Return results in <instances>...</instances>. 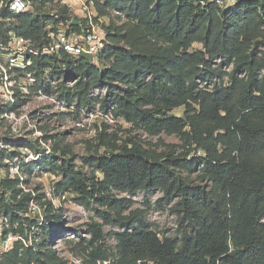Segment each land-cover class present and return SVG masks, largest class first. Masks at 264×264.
I'll use <instances>...</instances> for the list:
<instances>
[{"label": "trees", "instance_id": "16d2710c", "mask_svg": "<svg viewBox=\"0 0 264 264\" xmlns=\"http://www.w3.org/2000/svg\"><path fill=\"white\" fill-rule=\"evenodd\" d=\"M233 1L105 0L98 4L99 17L110 18L99 58L103 69L86 55L64 51L35 57L28 69L39 80L50 69L59 79L58 99L69 107L77 100L82 110L97 101L149 136L166 133L182 141L159 151L141 140L106 142L103 132L99 138L109 152L86 162L102 180L87 179L69 163L56 166L47 155L24 165L26 175L60 170L59 191L83 195V206L91 199L105 209L104 224L90 226L93 264L110 263L112 256L114 264H264V0ZM4 14L12 21L0 24V39L14 29L40 49L47 44L46 23L54 20L49 14ZM101 86L107 87L105 99L90 98ZM182 107L183 117L171 115ZM19 185V178L1 181L0 213L14 233L17 224L24 234L21 221L34 196ZM113 191L162 192L160 203L172 204L178 216V235L161 238L138 222L142 212L122 217L127 201ZM45 214L58 223L43 227L48 234L39 249L15 241L2 264H62L52 238L63 223L51 202ZM119 222L125 228L115 234L114 254L103 244V226Z\"/></svg>", "mask_w": 264, "mask_h": 264}, {"label": "rangeland", "instance_id": "374dc122", "mask_svg": "<svg viewBox=\"0 0 264 264\" xmlns=\"http://www.w3.org/2000/svg\"><path fill=\"white\" fill-rule=\"evenodd\" d=\"M61 8L52 6L43 12L49 15L56 12L63 14ZM65 15L76 17L72 13ZM109 21L108 17L95 19L100 34L104 32L106 36L104 26H107ZM7 42V39H0V183L19 178L18 188L24 193H32L34 201L29 205L28 212L21 221L24 222L26 229L24 234L19 232L17 224L15 229L17 233H14L8 218L4 213H0V245L11 236L16 241L22 242L24 248L32 247L38 250L44 240L42 236L48 234L43 227L54 228L58 223L56 220L49 221L45 214V208L51 202L60 216L58 221L63 223L52 238V249L61 259L62 264H93L92 256L89 254L91 249L89 244L92 240L90 226L92 223L104 224L101 215L105 209L91 199L89 207L83 206L79 203L83 195L72 191H59L58 184L63 179L60 170L38 169L31 175H26L24 165L37 160V157L47 155L54 158L56 166L69 163L76 171L84 173L87 179L96 176L97 179L102 180V174L94 173L86 162L91 157L109 152L108 146L101 144L99 138L103 132L107 135L106 142L113 143L114 137L119 145L128 139L141 140L143 144L154 145L159 151L164 150L166 145L181 146L182 141L177 136L166 133L149 136L145 131L126 122L123 117L115 118L114 107L106 111L97 101H93L91 106L82 110L77 108V100L69 107L65 99H58L61 91L58 87L59 79L50 74V69L45 71L40 80L35 77L36 73L30 72L32 73L30 77L26 73L10 72L7 60L11 52L7 49ZM38 44L34 41L36 48ZM47 44H50L49 40ZM45 56L53 55L47 53ZM89 58L94 65L103 69L99 60ZM214 82L220 81L215 79ZM74 84L75 82L68 87L72 90ZM206 84L211 83L206 82ZM11 94L14 95V102L10 100ZM106 95L107 87L101 86L92 90L90 98L103 100ZM184 112L185 108L182 107L175 109L171 115L183 117ZM182 151L183 149L179 148L178 152ZM193 156L191 155L190 159ZM193 177L196 178V175ZM6 191L8 195L11 194V190ZM113 194L117 199L127 201L122 217H129L134 213L140 215L142 212L143 216L138 222L148 223L161 238L178 235L180 228L178 216L172 211V204L160 203L163 198L162 192H138L128 195L113 191ZM5 219L8 222H5ZM124 228L120 222L103 226L105 238L103 244L114 254L118 245L115 234L124 231ZM42 229L44 231H41ZM45 249L43 247L41 250L45 251ZM2 258L3 255L0 257V264L3 263ZM111 258L110 263L117 262V257Z\"/></svg>", "mask_w": 264, "mask_h": 264}, {"label": "built area", "instance_id": "2783aa9c", "mask_svg": "<svg viewBox=\"0 0 264 264\" xmlns=\"http://www.w3.org/2000/svg\"><path fill=\"white\" fill-rule=\"evenodd\" d=\"M214 1L226 5L234 2L233 0ZM104 2L105 0H20L23 8L17 11L13 8L16 0H0V24L5 27H9L12 21L11 18L5 17V12L16 16L28 14L41 16V10L59 6L67 13L76 15V17L67 15L63 19L57 12L50 14L54 20L47 21L45 27L50 44H46L42 49L36 48L33 40L19 35L14 29H9L6 45L11 52L7 60L10 72L26 73L31 77L32 73L28 69L33 66L35 57L45 56L47 53L54 55L60 51L72 57L86 55L93 60H99L106 43V36L104 32L100 34L97 31L95 19L101 18L98 13V4H104ZM10 100L14 102V95L11 94ZM4 221L8 222L7 219ZM15 241L16 239L10 236L0 245V257L11 251Z\"/></svg>", "mask_w": 264, "mask_h": 264}, {"label": "clouds", "instance_id": "9594fccd", "mask_svg": "<svg viewBox=\"0 0 264 264\" xmlns=\"http://www.w3.org/2000/svg\"><path fill=\"white\" fill-rule=\"evenodd\" d=\"M13 8L19 11L21 8H23V4L20 3V0H16V3L13 4Z\"/></svg>", "mask_w": 264, "mask_h": 264}]
</instances>
